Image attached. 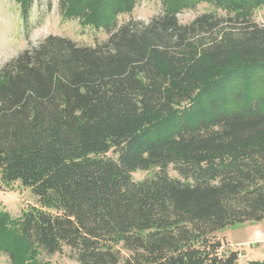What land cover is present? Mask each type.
Here are the masks:
<instances>
[{
    "label": "trees",
    "instance_id": "1",
    "mask_svg": "<svg viewBox=\"0 0 264 264\" xmlns=\"http://www.w3.org/2000/svg\"><path fill=\"white\" fill-rule=\"evenodd\" d=\"M15 1L27 30L33 0ZM78 2L59 0L62 15ZM134 3H98L93 46L48 35L0 67V188L39 203L0 221L11 264L18 247L23 264L64 247L76 264H237L214 233L264 218V25L249 0L186 24L192 4L162 0L118 24Z\"/></svg>",
    "mask_w": 264,
    "mask_h": 264
},
{
    "label": "rangeland",
    "instance_id": "2",
    "mask_svg": "<svg viewBox=\"0 0 264 264\" xmlns=\"http://www.w3.org/2000/svg\"><path fill=\"white\" fill-rule=\"evenodd\" d=\"M73 12L82 13L84 19H79V13L71 12V18L62 15L59 9V0H33L28 19V29L24 30L20 18V7L15 0H0V67L29 46L36 45L48 35L62 36L71 39L81 46H93L107 38L103 28L96 29L92 25L98 23L99 18L93 21L90 13L99 7V2L104 1L107 6L115 0H78ZM192 4L190 8H182L177 13L180 23L186 24L202 13L212 12L224 15L225 10L233 0H186ZM118 2V0H116ZM97 6L94 7V4ZM252 7V20L264 25V3L261 0H249ZM163 10L162 0H135L129 13L117 16L118 24L128 19L148 22L152 17L161 14ZM78 16H75L77 15ZM107 16L109 13H105ZM82 17V16H81ZM83 20V21H82ZM87 20L88 24H82ZM27 34V35H26ZM27 36V38H26ZM151 172L136 171L131 174L135 181H139ZM172 176L175 174L171 173ZM39 207L37 198L29 188L23 187L19 182L2 185L0 188V221L6 219V223L20 217L30 208ZM214 239L219 241L222 247L220 254L224 256L230 252L237 253V264H245L251 261L264 262V218L257 222H244L218 230L214 233ZM2 242V241H0ZM15 264H23L25 259L22 248L18 247ZM69 249L64 247L61 252L51 256L38 255L40 264H76L69 257ZM0 264H11L10 257L1 251ZM264 264V263H263Z\"/></svg>",
    "mask_w": 264,
    "mask_h": 264
}]
</instances>
